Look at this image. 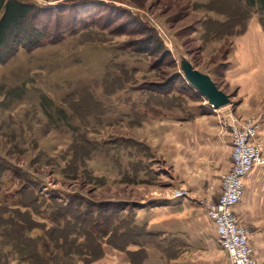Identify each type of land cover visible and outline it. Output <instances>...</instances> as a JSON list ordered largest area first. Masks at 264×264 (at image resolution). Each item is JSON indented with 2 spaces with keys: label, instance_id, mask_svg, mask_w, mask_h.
Listing matches in <instances>:
<instances>
[{
  "label": "rangeland",
  "instance_id": "obj_1",
  "mask_svg": "<svg viewBox=\"0 0 264 264\" xmlns=\"http://www.w3.org/2000/svg\"><path fill=\"white\" fill-rule=\"evenodd\" d=\"M17 1L37 7L29 17L37 39L27 20L21 43L0 49V210L42 239L56 227V210L79 203L64 224L92 208L84 218L97 239L89 246L81 235H58L71 254L60 257L64 264H166L176 251L146 221L161 216L164 199L186 198L182 226L211 232L204 204L219 195L225 173L216 160L230 116L264 108L261 61L251 76H224L239 62L241 41L264 37V0ZM151 35L162 48L140 52ZM182 62L209 75L230 105L209 106ZM260 124L262 138L264 117ZM73 238L91 253L70 246ZM8 259L18 264L14 254Z\"/></svg>",
  "mask_w": 264,
  "mask_h": 264
},
{
  "label": "crops",
  "instance_id": "obj_2",
  "mask_svg": "<svg viewBox=\"0 0 264 264\" xmlns=\"http://www.w3.org/2000/svg\"><path fill=\"white\" fill-rule=\"evenodd\" d=\"M259 38L260 39L258 40L260 42L258 43H249V40L247 39L240 42L237 48V59L239 62L238 64L233 62L235 64H230L229 67H226L227 69L224 71V76L230 75V77H243L248 74L251 76L253 72L258 69L256 61H261V64L264 66V59L261 57H264V37ZM251 53H253L256 57L248 55ZM258 57H261L262 59ZM223 92L229 96L226 91L223 90ZM199 116L201 117V114L196 115L194 118ZM259 134L260 133H258V140L262 145L264 154V132L262 138ZM230 141L231 140L229 139V142H226V145H223L225 150H221L223 152H221L219 157H217L216 171L227 173L231 167ZM205 146H207V144H205L204 147ZM206 151L208 152L209 150L206 149ZM210 177L211 176H207V184H209V181L211 180ZM220 190L221 188L219 189V194ZM186 200V198L172 197L164 199L163 207H161V209H164L161 210L162 212L157 213L161 216L157 219L146 221L147 224L149 223L147 228L150 229V232L157 234L159 238H167L168 243L164 246L165 249L167 251H176L175 256L167 257L166 264H223L224 258H226L228 262L226 254L220 249L217 243L214 228L211 232H209L208 229L205 228H189L184 225L182 226V219L179 218L180 214L178 210L185 205ZM189 208L193 207L189 205ZM235 212L238 214L241 222L248 231L249 243L252 249L253 257L255 258L257 264H264V166L254 168V170L245 179L244 197L240 204L235 207ZM178 219L179 222L176 221ZM170 239H180L183 241V244L173 246L171 245ZM99 263L100 262L94 264ZM102 263L104 264V262ZM119 264L129 263L125 261L123 263L119 262ZM152 264L164 263L160 260L154 261Z\"/></svg>",
  "mask_w": 264,
  "mask_h": 264
},
{
  "label": "trees",
  "instance_id": "obj_3",
  "mask_svg": "<svg viewBox=\"0 0 264 264\" xmlns=\"http://www.w3.org/2000/svg\"><path fill=\"white\" fill-rule=\"evenodd\" d=\"M37 10V7L32 4L18 2L17 0H0V49L8 46V41L10 40L16 46L21 43V40L16 36L19 33L24 32L23 28L27 20L30 27L29 31H31V29L34 31L32 37L37 39V35H35L37 26L34 21L31 23L32 20L29 18L31 14L35 15ZM151 39L152 40H150L148 44L142 45V47L139 48L140 52L142 50L147 53V51L150 50L149 48H153L154 46L159 49L162 48L158 38H156L154 35H151ZM141 43L143 44V42ZM21 195H25L24 191L19 192V197H21ZM76 206L78 207L79 203L75 205L73 204L72 206L67 205L62 210H56L57 213L55 214V217L57 218L54 221V225L56 227L47 232V238L42 239L31 238L28 234H26V229L24 228L23 221L21 219L18 217L6 216V212L0 210V264H10L8 253L17 256L19 259L18 264H64L65 262H60V257L67 258L70 257L69 255L71 254H68V251L65 252L64 249H62L64 242L67 241V236L64 238L66 240L65 241L64 239L60 238V236H58L61 233L67 235H72L75 233V235H81L84 237L86 244L91 246V242H94V240L96 241L97 239L95 238L96 231L92 229V225L94 223L91 225L90 222H85L86 220L84 216H90V214L93 213L92 208L85 206L82 210V213L79 212L82 219H80L81 217L78 216L73 220L74 222L78 220V224L84 227L82 228L83 230L77 229V227L75 229L72 228L70 223L73 221L70 222L66 220L64 224H61L60 222L69 216L67 212L70 209L78 210L76 209ZM25 207L30 206L27 204ZM92 222H94V220H92ZM70 240L71 241L68 242L70 246H72V244H76V246L78 245L77 248L81 247V250L89 251V253H91V248L89 246L85 244H77V239L75 238ZM52 245L54 246L56 252L52 250ZM97 248L98 246H95V249ZM100 249L101 248L99 246V252H97V254L92 257L90 262L101 257L102 250ZM7 250L10 252L7 253Z\"/></svg>",
  "mask_w": 264,
  "mask_h": 264
},
{
  "label": "built area",
  "instance_id": "obj_4",
  "mask_svg": "<svg viewBox=\"0 0 264 264\" xmlns=\"http://www.w3.org/2000/svg\"><path fill=\"white\" fill-rule=\"evenodd\" d=\"M263 117L264 108L249 118L230 116L231 167L222 176L217 200L204 204L206 215L214 226L217 243L226 254L229 264H257L248 231L235 212V207L244 197L247 176L254 168L264 166L262 145L258 140ZM177 196H181V193H177Z\"/></svg>",
  "mask_w": 264,
  "mask_h": 264
},
{
  "label": "water",
  "instance_id": "obj_5",
  "mask_svg": "<svg viewBox=\"0 0 264 264\" xmlns=\"http://www.w3.org/2000/svg\"><path fill=\"white\" fill-rule=\"evenodd\" d=\"M182 74L188 85L194 88L214 109L230 104L229 96L220 90L209 75L199 72L188 62L181 63Z\"/></svg>",
  "mask_w": 264,
  "mask_h": 264
}]
</instances>
